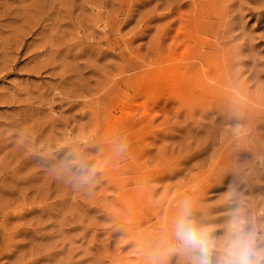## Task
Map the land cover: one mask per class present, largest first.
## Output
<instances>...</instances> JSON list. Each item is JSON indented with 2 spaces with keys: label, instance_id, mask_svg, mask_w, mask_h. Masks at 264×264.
Returning <instances> with one entry per match:
<instances>
[{
  "label": "rangeland",
  "instance_id": "374dc122",
  "mask_svg": "<svg viewBox=\"0 0 264 264\" xmlns=\"http://www.w3.org/2000/svg\"><path fill=\"white\" fill-rule=\"evenodd\" d=\"M185 202L264 226V0H0V264H154Z\"/></svg>",
  "mask_w": 264,
  "mask_h": 264
},
{
  "label": "clouds",
  "instance_id": "9594fccd",
  "mask_svg": "<svg viewBox=\"0 0 264 264\" xmlns=\"http://www.w3.org/2000/svg\"><path fill=\"white\" fill-rule=\"evenodd\" d=\"M174 243L153 255L154 264L179 254L186 264H264V226L246 217L240 207L234 209L214 235L216 226L196 219L185 202L173 222Z\"/></svg>",
  "mask_w": 264,
  "mask_h": 264
}]
</instances>
